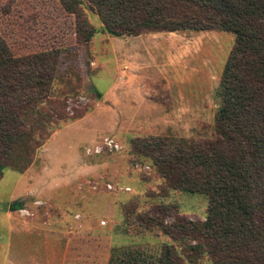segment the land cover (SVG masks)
I'll list each match as a JSON object with an SVG mask.
<instances>
[{
	"label": "rangeland",
	"instance_id": "1",
	"mask_svg": "<svg viewBox=\"0 0 264 264\" xmlns=\"http://www.w3.org/2000/svg\"><path fill=\"white\" fill-rule=\"evenodd\" d=\"M88 17L98 32L88 44H78L75 17L60 0H0V31L15 54L47 47L62 50L59 69L70 82L60 80L56 90L61 100L70 99L72 115L98 103L111 110L117 104L125 108L118 118L122 120L119 130L87 144L93 150L110 137L120 150L104 147L100 154H90L84 146L78 150V160L72 154L73 160L60 162L82 135L75 129L78 126L57 134L64 123L47 141L49 149L46 143L39 151L22 181L19 172L5 171L0 180V264H109L116 247L160 254L169 244L181 250L180 243L158 227L145 229L133 213H126L125 207L134 203L146 211L165 200L192 220L206 218L208 200L203 195L182 191L165 198L152 195L161 193L162 179L148 165L131 164L130 139L212 135L234 34L182 30L114 37L103 30L97 14L89 11ZM122 79L131 94L123 92L119 101L115 96L106 100L97 96V88L104 90ZM14 203L19 205L16 209ZM199 264L212 261L203 255Z\"/></svg>",
	"mask_w": 264,
	"mask_h": 264
},
{
	"label": "trees",
	"instance_id": "2",
	"mask_svg": "<svg viewBox=\"0 0 264 264\" xmlns=\"http://www.w3.org/2000/svg\"><path fill=\"white\" fill-rule=\"evenodd\" d=\"M60 1L75 17L78 44H88L98 32L89 11L114 37L182 30L235 36L210 137L162 134L130 139L131 164L148 165L162 179L161 193L152 195H203L208 200L206 218L192 220L165 200L146 211L135 203L125 207L139 225L158 227L178 241L181 250L169 244L160 254L116 247L109 264H199L203 255L212 264H264V0ZM61 53L60 48L47 47L17 55L0 31V180L7 169L27 171L61 125L90 110L72 115L70 99L61 100L57 93L60 80L70 82L59 69ZM18 206L14 203L13 209Z\"/></svg>",
	"mask_w": 264,
	"mask_h": 264
},
{
	"label": "crops",
	"instance_id": "3",
	"mask_svg": "<svg viewBox=\"0 0 264 264\" xmlns=\"http://www.w3.org/2000/svg\"><path fill=\"white\" fill-rule=\"evenodd\" d=\"M128 85H129L128 82H126V80L122 79L121 81H117V80L113 81L109 86L105 87L104 90H100L96 87L97 91L101 94L100 97L99 96L98 97L102 98L103 100H106L108 97L112 98L115 96L116 100L119 101L120 98L123 96V94H122L123 92L126 95V92L128 93L129 91H132L129 89ZM117 93H120V94L117 95ZM129 93L131 94V92H129ZM126 96H128V95H126ZM117 103L118 102H116V104ZM125 106L128 107L129 105L128 106L125 105ZM117 107H118L117 109L111 110L110 108H105L104 104L98 103L97 107L91 109L83 117L65 124L64 127L57 134H60V133L64 132L66 129H69L73 126L74 127L78 126V128H75V129L82 132V135L79 137V139H77L76 141H73L69 145V148H70L69 156L64 157V158L62 157V159H60V162L65 161V158L66 159L68 158L69 160H73L71 158L72 154H73V157H75L76 159L79 158L80 155H79L78 150L81 147L85 146V148H86L89 146V145L87 146V144L94 142V140L97 137H100L103 134H106V133L113 131V130H119V129H117V127H118L117 125H120V122L122 120H120V122H119L118 118L120 115L123 116L125 114L124 113L125 108H123L124 107L123 104H121V105L117 104ZM105 116H107V118H105ZM53 138L51 140H53ZM48 142H47V147L49 149V143ZM24 173H20L21 174V181H22V178L24 177ZM31 189L35 190L34 187H32Z\"/></svg>",
	"mask_w": 264,
	"mask_h": 264
},
{
	"label": "built area",
	"instance_id": "4",
	"mask_svg": "<svg viewBox=\"0 0 264 264\" xmlns=\"http://www.w3.org/2000/svg\"><path fill=\"white\" fill-rule=\"evenodd\" d=\"M104 147H108L110 148L111 150L112 149H115V150H120L122 147L116 143H114V140L110 137H105L103 138L101 144H97L94 146V149L91 150L89 147L86 149V152L87 153H90V154H93V153H96V154H100L103 150ZM108 188L109 189H116L115 186H113L112 184H108ZM104 223V222H103Z\"/></svg>",
	"mask_w": 264,
	"mask_h": 264
}]
</instances>
